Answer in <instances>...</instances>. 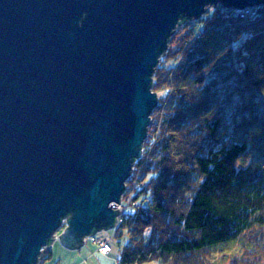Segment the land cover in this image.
Listing matches in <instances>:
<instances>
[{"label": "water", "instance_id": "water-1", "mask_svg": "<svg viewBox=\"0 0 264 264\" xmlns=\"http://www.w3.org/2000/svg\"><path fill=\"white\" fill-rule=\"evenodd\" d=\"M218 4L264 0H0V264L117 228L160 59Z\"/></svg>", "mask_w": 264, "mask_h": 264}, {"label": "trees", "instance_id": "trees-1", "mask_svg": "<svg viewBox=\"0 0 264 264\" xmlns=\"http://www.w3.org/2000/svg\"><path fill=\"white\" fill-rule=\"evenodd\" d=\"M248 9L214 8L171 37L127 181L133 202L114 229L119 264H215L218 252L234 263L242 247L264 264V5Z\"/></svg>", "mask_w": 264, "mask_h": 264}, {"label": "rangeland", "instance_id": "rangeland-1", "mask_svg": "<svg viewBox=\"0 0 264 264\" xmlns=\"http://www.w3.org/2000/svg\"><path fill=\"white\" fill-rule=\"evenodd\" d=\"M223 6H224L223 4H218L217 6H209L208 11L204 15L209 14L210 10H212L214 8H221ZM248 8H252V7H247L244 9L249 10ZM237 10L240 11L239 9H237ZM245 12H248L247 14L250 15L249 11H245ZM241 16L243 17L244 14H242ZM202 17L199 19L188 20L187 24H184L183 26H181L179 28L172 44L177 45L178 39L182 36L184 37L186 32L191 28L190 26H192V21H198V20L200 21L202 19ZM200 26H201V23L199 24V27ZM161 98L163 100L162 107L155 112L156 118L158 119V122L163 115V110H164L165 104L167 103V101L170 97L166 94H163ZM154 128L156 129V127H154ZM158 128H159V124H157V129ZM155 129H153V133H154V135L157 136L159 134V130L156 129L157 131H155ZM154 143H155V139L153 142H151V145L153 146ZM134 182L135 181H133V184H134ZM127 196H131V193H129L128 195L125 194L124 200L126 199ZM258 232H260L259 229L253 230L251 233V237L257 239L256 233L258 235ZM94 236L96 237L97 241H92V239L87 237L85 240V243L80 248H75V249L65 247L60 242V240L57 239L53 242V245L51 246L50 249L45 248L44 251L42 252L43 254L47 255V253L49 251H51V253H50L51 258L48 260H45L44 263H42L43 260L39 261L38 264H116L117 261H119L120 250H119V247L117 246V244L114 240V237H113L114 236V229H102L100 231H97L94 234ZM100 239L101 240L105 239V240L109 241V243L111 245V250L109 252L102 253L101 251H98L99 250L98 247L100 246L98 241ZM255 241L256 240H251V243H254ZM242 248H244L243 249L244 253H242L241 255L246 256V260H244V258L243 259L238 258V260L236 262L231 263V259L233 256L232 254H231L232 256L228 255L225 259L220 260V257H219L220 252H218V253H215V255H214V256H217V262L215 264H255V262L252 259L256 253H252L251 251H249L245 247H242Z\"/></svg>", "mask_w": 264, "mask_h": 264}, {"label": "built area", "instance_id": "built-area-1", "mask_svg": "<svg viewBox=\"0 0 264 264\" xmlns=\"http://www.w3.org/2000/svg\"><path fill=\"white\" fill-rule=\"evenodd\" d=\"M125 195V194H124ZM124 195L122 197V201L120 204H118V209L121 211L120 215L117 218V222H116V226L118 227V225L122 222V216L123 214L126 212L128 206L131 205L132 201V196H127L126 199L124 200ZM90 239H92V241H97L96 237L93 235L91 237H89ZM99 247H98V251H101L102 253H107L111 250V245L109 243L108 240L105 239H100L99 241ZM116 264H119V262L117 261Z\"/></svg>", "mask_w": 264, "mask_h": 264}]
</instances>
